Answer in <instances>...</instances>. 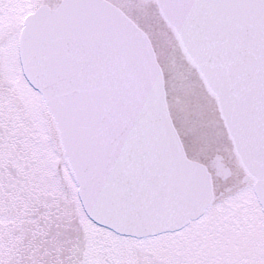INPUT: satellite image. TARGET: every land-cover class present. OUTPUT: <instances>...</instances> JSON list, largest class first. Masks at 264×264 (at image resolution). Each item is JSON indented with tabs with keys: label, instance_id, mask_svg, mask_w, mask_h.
<instances>
[{
	"label": "snow or ice",
	"instance_id": "snow-or-ice-1",
	"mask_svg": "<svg viewBox=\"0 0 264 264\" xmlns=\"http://www.w3.org/2000/svg\"><path fill=\"white\" fill-rule=\"evenodd\" d=\"M0 264H264V0H0Z\"/></svg>",
	"mask_w": 264,
	"mask_h": 264
}]
</instances>
